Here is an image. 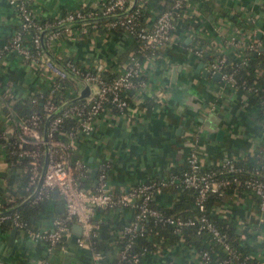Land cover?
Segmentation results:
<instances>
[{"label":"crops","instance_id":"crops-1","mask_svg":"<svg viewBox=\"0 0 264 264\" xmlns=\"http://www.w3.org/2000/svg\"><path fill=\"white\" fill-rule=\"evenodd\" d=\"M27 1L32 15L40 19L57 17L62 9L80 5L95 8L102 2ZM208 3L210 9L189 10L197 18V28L181 29L176 23L167 43L153 55L139 59L146 83L133 94L138 100L133 112L105 107L92 118V130L88 134L76 131L71 156H78L86 165L85 175L79 178L84 189H92L96 172L93 176L91 170H96L99 162L107 164L109 190L119 194L146 180L178 172L192 148L202 165H216L226 158L252 159L259 152L264 156V122L258 117L253 98L240 88L225 86L219 78L205 74L201 69L207 71V61L188 50L194 36L203 38L204 50L224 53L229 58L235 57L230 36L244 38L252 34L253 38H263V41L264 0H208ZM234 11L251 17L250 33H239L229 20ZM150 20L148 17L146 21ZM16 23L13 6L7 0H0V46ZM105 26L62 27L47 43V48L56 59L67 56L96 70L116 73L125 62L133 40L125 32ZM200 61L203 64L198 66ZM52 82L39 62L23 60L12 52H0V130L13 113L12 104L16 100L46 90ZM7 174L8 165L0 148V200L3 205L16 206L20 173L18 170L11 183L6 181ZM179 196L180 189L157 190L152 194V201L156 206L168 207ZM133 201L124 206L92 210V222L98 232L95 240L105 261L117 254L122 225L134 216ZM211 209L232 220L238 229L247 227L253 234L250 244L264 260V212L257 209L251 192L243 189L236 193L224 192ZM63 213L62 200L52 191L39 215L38 230L49 231L51 219ZM69 223L64 246L51 250L19 228L8 243L10 228L0 230V260L6 264H36L46 257L47 264H90L89 247L75 243L78 230L73 220ZM138 264H198V252L178 241L170 247L150 251Z\"/></svg>","mask_w":264,"mask_h":264},{"label":"built area","instance_id":"built-area-1","mask_svg":"<svg viewBox=\"0 0 264 264\" xmlns=\"http://www.w3.org/2000/svg\"><path fill=\"white\" fill-rule=\"evenodd\" d=\"M15 10L17 23L8 39L0 46V52H12L20 56L23 60L36 61L48 72L52 77V83L46 90H38L37 96L42 97L43 101L39 111H33L26 118L17 120L19 131L13 136L12 118L9 117L7 124L0 130V148L4 152H10L16 156L29 158L31 166L29 167V176L27 184L32 186L31 191L25 199L33 193L37 184L38 177L42 171V176L36 191L29 199L32 202L46 200L50 197L52 191H55L61 198L64 213L55 215L51 219V229L49 231L30 232V235L37 240L44 242L47 249L62 235L69 231V221L73 220L79 227L78 234L75 236L77 245L87 246L88 241L95 240L98 232L97 226L92 222V210L95 207L107 208L110 206H124L130 200H136L135 213L130 223L122 226L121 232L129 233L124 243L117 250L118 260H128L131 263L139 261L140 252L127 253L132 239L135 237V232L141 234V226L139 221L150 216L161 224H170L176 226L196 225V232H208L211 237L220 242L222 250L230 253V257L234 256L228 244L224 241V235L211 223L208 218L201 214L196 219L173 217L162 214L159 209L149 205V200L152 194L159 190V185H164L168 182H180L185 187L193 188L195 191V204L199 209L203 208L202 202L208 193H215L219 197L223 195L224 188L233 184L235 188L232 193H236L237 189L242 188L250 190L256 198V207L260 212H264V173L253 170L246 177L237 179L215 177L217 172H221L226 166L227 171H234L232 161L234 158H226L215 165L216 169L203 168L199 161L197 152L192 148L186 156V169L181 171L179 175H170L167 180L156 182H141L125 192L113 194L109 188L106 179V171L104 162H99L96 168L95 183L90 190L84 189L80 185L79 178L85 175L86 165L78 156L72 155V140L76 131L83 134H88L92 130V118L106 104H111L115 110L119 112H133L138 100L131 97L132 104L128 103L124 98L126 92L130 89L134 93L145 86L144 77L140 78L141 70L139 64V55L148 57L165 43H167L177 23V13L174 8L178 6L179 1L172 2V7L160 8L152 17V20L145 23L136 22L138 9L135 6L126 14L115 16L112 20L106 23L107 28L119 27L126 34L135 37L137 46L134 51L127 55V60L123 63L121 69L110 80H105L97 72L85 71L80 72L74 68L69 62L64 66L67 67L73 74L83 78L90 86L89 95L82 98L79 103H66L61 101L55 104L50 99V94L53 92L57 83L55 80H65L70 78L67 72L58 64L48 58L42 51V45L49 42L57 36L60 28L69 25H63L67 22H82L86 18L90 20L96 17H106L121 13L127 9L131 0H102L99 6L91 8L86 13L80 10L73 12L67 11L64 15H58L55 20L50 22L49 33L46 41H43L40 29L39 33H35L31 38L34 53L29 49L28 43L24 42L23 36L27 33L30 26L33 25V15L31 9L25 3V0H7ZM164 0H159L161 5ZM173 8V9H172ZM251 22V17L246 16ZM107 18V17H106ZM39 28V27H38ZM250 35V36H249ZM244 38L235 35L230 36L229 41L232 44L233 50L243 49L247 51L259 52L261 42L259 39L252 37L249 34ZM46 46V45H45ZM189 52H192L198 57H201L205 50L194 49L188 46ZM211 54V53H210ZM233 54H235L233 52ZM235 56V55H234ZM226 55L219 54L214 56L212 60L206 62V68L209 74L219 72V81L225 86L240 88L246 94L249 91L256 92L257 87L254 84L245 86L242 80L241 85L235 84V79L231 71H223ZM237 64L244 65L245 60H238ZM70 90V89H69ZM73 96L77 94L75 90H70ZM133 94V93H132ZM249 95V94H248ZM60 109V110H59ZM59 110V111H57ZM48 118L46 128L43 133L39 131L42 118ZM63 119H72L75 121V126L71 129L63 131L61 138L56 137L53 132L58 129ZM44 145H46V162L42 169ZM12 165L11 162H7ZM28 199V200H29ZM3 202L0 200V223L9 219L12 227L21 228L24 222L18 217V213L8 212ZM243 237V235H241ZM103 254L101 250L90 251V264H96L101 260ZM0 264H6L0 260ZM198 264H211L210 256L207 250L198 252ZM212 264H229V257L217 259ZM238 264H241L240 262ZM258 264H264V260L260 259Z\"/></svg>","mask_w":264,"mask_h":264},{"label":"trees","instance_id":"trees-1","mask_svg":"<svg viewBox=\"0 0 264 264\" xmlns=\"http://www.w3.org/2000/svg\"><path fill=\"white\" fill-rule=\"evenodd\" d=\"M159 0H140L137 2L138 14L136 16L135 21L141 23H145L147 18L152 17L156 12L160 10V8H169L172 7V2L175 0H164V2L159 5ZM179 4L174 8L177 13V25L181 29L188 28H197V18L193 13H190V9L199 10V9H210L208 0H178ZM25 3L29 7L28 1L25 0ZM30 8V7H29ZM173 9V8H172ZM80 10L83 13L88 12L91 8L84 7L82 5L78 6L74 9L65 10L62 9L60 11V16L67 13V11H75ZM115 18V17H113ZM113 18L106 17H96L94 19H87L78 22L74 21L72 24L82 25V26H105L109 20ZM56 17H48L44 19H40L36 16H33V25L29 27L27 33L24 34L23 40L28 43V47L32 53H34V49L32 47L31 38L35 33H39L40 29L45 30L42 34L43 41H46V36L48 35L49 27H46L50 24ZM229 20L238 28L239 33L248 34L252 29L250 28V22L248 18L239 13L232 12L229 16ZM81 23V24H80ZM39 27V28H38ZM106 27V26H105ZM48 29V30H47ZM117 32H123V30L119 27L113 28ZM192 43H189L188 46H191L194 49L204 50L202 44L204 43L203 38L194 36ZM255 37V36H254ZM242 38V37H240ZM263 39V38H262ZM261 38V46L262 49L257 53L255 51H245L243 49L232 50L235 53V57L229 58L226 56L225 65L222 67L223 71H231L233 73V77L235 79V84L241 85L242 80L244 81L245 86L254 84L257 87L256 92L249 91V97H252L254 100V105L258 110V117L264 122V40ZM133 45L128 52L134 51L137 46V40L132 36ZM48 42H45L44 46L47 48ZM48 50V48H47ZM49 51V50H48ZM50 52V51H49ZM224 53H209L205 50L201 56V58L206 61H210L214 56ZM126 56V60H127ZM141 56L139 55V59ZM245 60L244 65L237 64L240 59ZM61 64L65 65L69 62L74 68H76L80 74L85 71L97 72L99 76H101L105 80H110L116 73L112 72L108 69L105 70H96L92 67L82 65L81 63L72 60L70 57H58L57 59ZM143 75H140L142 78ZM57 86L53 89V92L50 94V99L55 103L59 104L61 101H65L66 103H79L83 101L82 99L73 100V93L70 90L76 89V83L71 78H65V80H55ZM70 89V90H69ZM134 94V90L130 89L126 92L124 98L127 102L132 104L131 97ZM43 98L38 97L37 93L31 94L25 98L20 100H16L12 104L13 113L11 114L12 125H13V136H15L18 131V123L17 120L26 118L33 111H39ZM62 103V102H61ZM106 107L111 110H115V108L109 103L106 104ZM60 110V109H59ZM57 110V111H59ZM117 111V110H116ZM48 118H42L41 126L39 131L43 133V125ZM48 121V120H47ZM46 121V122H47ZM75 121L72 119H63L61 125L57 130L53 132L56 137L61 138L63 135V131L66 129H71L75 126ZM264 128V123H263ZM263 148H264V138H263ZM5 151V161L11 162L12 165H8V174H7V183H11V181L17 175V171L19 170V192L20 196L15 199L16 206H9V204H4V207L9 210L10 213H18V217L21 221L24 222V225L19 228L26 234H30V232L36 231L38 225V219L40 213L44 210L45 201L41 200L37 202H32L31 199L25 201V197L31 191L32 186L27 184L28 176H29V167L31 166L30 160L28 157L23 156L19 157L15 154ZM106 164V162H104ZM233 166L236 168L234 171H227L226 166L219 173L215 174L217 179L219 178H228L232 179L233 177L237 179H242L246 177L253 170H257L260 173H264V156L259 152L254 155L252 159L248 158H238L232 161ZM203 168L216 169L215 165H202ZM107 164L105 166L106 171ZM186 169V164L182 166V168L178 172H171L174 175H179L181 171ZM169 177V176H168ZM168 177H157L153 179L146 180L144 182H156L160 180H167ZM165 189L177 190L180 189V196L172 203V205L168 207H159L154 204L152 201V197L149 200V205L156 207L159 211L164 215H171L173 217H179L181 219L193 218L196 219L199 215H205L208 220L224 235V241L230 247V250L234 254V256L230 257L229 252H225L222 250V245L220 242L215 241L208 232L200 231L196 232V225H170V224H161L156 221L154 218L150 216H146L139 221L141 226V234H138V231L135 232V237L132 239L130 246L128 248L127 253L130 252H140L143 254L140 255L139 261L144 258V256L150 251H154L163 247H170L175 242H182L185 245H189L193 247L197 252L202 250H207L210 256L211 264L214 263L219 258H224L226 256L229 257V264H258L260 261V257L258 256L255 246L250 244L249 240L253 237L251 232L247 230V227H243L238 229L235 226L234 222L230 219H225L215 213L212 212V206L214 202L219 198L215 193H208L204 198L202 205L203 208L199 209L197 204H195V191L193 188L185 187L180 182H167L164 185H159V191ZM235 188L233 184L226 186L224 188L225 192H232ZM243 190L248 189L242 188ZM240 189V190H242ZM237 191H239L237 189ZM252 194V198L255 196ZM256 200V198H255ZM136 200L133 201V206L135 210ZM12 208V209H11ZM135 213V211H134ZM133 219V218H132ZM132 219L128 220L124 224H128L132 221ZM123 224V225H124ZM122 225V226H123ZM11 222L9 219H5L0 223V230L6 231L11 228ZM70 227V223H69ZM243 235V237H241ZM129 236L127 232H121L120 237L118 238L119 246H121L126 238ZM65 235H62L58 240H56L53 244L49 245L51 250L53 248H62L65 244ZM87 246L90 251L99 250V244L96 240L88 241ZM36 264H47L46 257L40 259ZM96 264H133L128 260H118L117 256L110 259L109 261H105L102 257L99 262Z\"/></svg>","mask_w":264,"mask_h":264},{"label":"water","instance_id":"water-1","mask_svg":"<svg viewBox=\"0 0 264 264\" xmlns=\"http://www.w3.org/2000/svg\"><path fill=\"white\" fill-rule=\"evenodd\" d=\"M135 4H136V0H131V2H130V5L127 7V9L125 10V11H123V12H121V13H118V14H115V15H110V16H106L107 18H110V17H115V16H121V15H124V14H126V13H128L134 6H135ZM86 20V19H85ZM73 22H67L66 24H61L60 26H58V27H61V26H63V25H70V24H72ZM44 31H42L41 32V35H42V33H43ZM259 33V32H258ZM258 49L259 50H261L262 49V46H259L258 47ZM42 51L44 52V54L48 57V58H50L53 62H55L56 64H58V65H60L66 72H67V74L69 75V77L72 79V80H74L75 81V83L77 84V94H76V96H74L73 97V100H78V99H82V98H84V97H86V96H88L89 95V91H90V86H89V84L83 79V78H81L80 76H77V75H75V74H73L67 67H65L63 64H61L48 50H47V48L44 46V45H42ZM201 64H203V62L202 61H200L199 63H198V66L199 65H201ZM201 70H203V72H205V74H207L208 73V71H205V69H201ZM174 71L172 72V76L174 75ZM212 76H213V78L214 79H218L219 78V72H214L213 74H211ZM48 120V119H47ZM46 120V121H47ZM45 121V123H44V125H43V132L45 131V128H46V122ZM46 145H44V155H43V163H42V169H43V166H44V164H45V162H46ZM95 172H96V170L95 169H92L91 170V174L94 176L95 175ZM41 176H42V171H41V173H40V175H39V177H38V180H37V184H36V186H35V188H34V190H33V193L36 191V188L38 187V185H39V183H40V180H41ZM32 193V194H33ZM32 194H30L26 199H25V201L26 200H28L30 197H31V195ZM12 209V208H11ZM75 225V227L77 228V230L79 231V227L76 225V224H74ZM16 229L17 228H15V227H11L10 228V231H9V238H8V243H10V239H11V236L15 233V231H16Z\"/></svg>","mask_w":264,"mask_h":264}]
</instances>
